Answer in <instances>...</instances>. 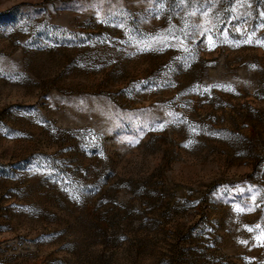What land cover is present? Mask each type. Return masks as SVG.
Wrapping results in <instances>:
<instances>
[{
  "label": "rangeland",
  "instance_id": "obj_1",
  "mask_svg": "<svg viewBox=\"0 0 264 264\" xmlns=\"http://www.w3.org/2000/svg\"><path fill=\"white\" fill-rule=\"evenodd\" d=\"M0 264H264V0H0Z\"/></svg>",
  "mask_w": 264,
  "mask_h": 264
},
{
  "label": "snow or ice",
  "instance_id": "obj_2",
  "mask_svg": "<svg viewBox=\"0 0 264 264\" xmlns=\"http://www.w3.org/2000/svg\"><path fill=\"white\" fill-rule=\"evenodd\" d=\"M161 7H163V5H161ZM192 15H195V13H192ZM210 42H211V38H209ZM253 199H255V197H253Z\"/></svg>",
  "mask_w": 264,
  "mask_h": 264
}]
</instances>
